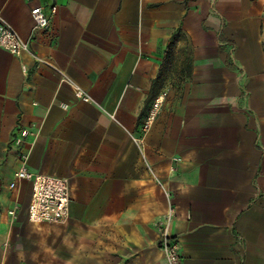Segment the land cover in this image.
<instances>
[{"label":"crops","instance_id":"0c3cea01","mask_svg":"<svg viewBox=\"0 0 264 264\" xmlns=\"http://www.w3.org/2000/svg\"><path fill=\"white\" fill-rule=\"evenodd\" d=\"M0 17L28 43L0 48V264H170L171 210L179 264H264V0H0ZM18 127L28 171L69 182L63 224H31V183L10 189Z\"/></svg>","mask_w":264,"mask_h":264},{"label":"built area","instance_id":"2783aa9c","mask_svg":"<svg viewBox=\"0 0 264 264\" xmlns=\"http://www.w3.org/2000/svg\"><path fill=\"white\" fill-rule=\"evenodd\" d=\"M34 33L50 26L48 17L41 7L32 9ZM0 48L15 56H20L28 50V43L22 40L19 33L0 17ZM77 96L84 101L89 99L78 92ZM35 134L31 129L18 127L13 134L11 145L20 151V168L15 172V181L10 184L14 190L21 182L32 185V198L29 206V222L33 225H58L67 222L70 217L71 194L70 185L66 179L49 175L34 174L27 169L28 153L26 149L32 145ZM19 206L14 205L8 210V216L15 220ZM174 220V211L156 221L155 227L159 236V246L166 253L170 264H179L180 245L172 239L170 229Z\"/></svg>","mask_w":264,"mask_h":264},{"label":"trees","instance_id":"16d2710c","mask_svg":"<svg viewBox=\"0 0 264 264\" xmlns=\"http://www.w3.org/2000/svg\"><path fill=\"white\" fill-rule=\"evenodd\" d=\"M167 53H169V49H168ZM167 53H166V54H167ZM227 64H228V66L231 68L232 65H231V63L229 62V60L227 61Z\"/></svg>","mask_w":264,"mask_h":264}]
</instances>
